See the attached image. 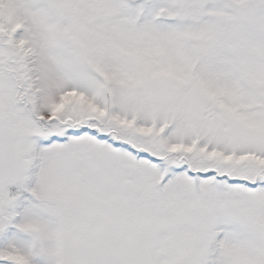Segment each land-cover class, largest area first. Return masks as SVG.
Listing matches in <instances>:
<instances>
[{
  "label": "snow or ice",
  "instance_id": "6c2138e0",
  "mask_svg": "<svg viewBox=\"0 0 264 264\" xmlns=\"http://www.w3.org/2000/svg\"><path fill=\"white\" fill-rule=\"evenodd\" d=\"M0 264H264V0H0Z\"/></svg>",
  "mask_w": 264,
  "mask_h": 264
}]
</instances>
